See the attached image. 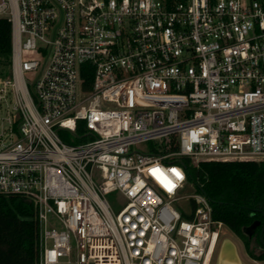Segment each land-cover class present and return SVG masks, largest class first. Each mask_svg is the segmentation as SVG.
I'll list each match as a JSON object with an SVG mask.
<instances>
[{
	"label": "built area",
	"instance_id": "2783aa9c",
	"mask_svg": "<svg viewBox=\"0 0 264 264\" xmlns=\"http://www.w3.org/2000/svg\"><path fill=\"white\" fill-rule=\"evenodd\" d=\"M0 16V194L34 202L39 264H213L225 224L202 193L182 208L185 159L264 160V0H0Z\"/></svg>",
	"mask_w": 264,
	"mask_h": 264
},
{
	"label": "trees",
	"instance_id": "16d2710c",
	"mask_svg": "<svg viewBox=\"0 0 264 264\" xmlns=\"http://www.w3.org/2000/svg\"><path fill=\"white\" fill-rule=\"evenodd\" d=\"M12 23L0 16V76L11 74ZM84 88L92 83L90 64L82 68ZM165 150L177 148L175 135L158 141ZM185 163L190 179L204 194L212 208V218L222 221L241 238L250 255L264 260V251L256 254L244 228L255 220H264V160H210L198 166ZM196 205V204H194ZM257 241L263 245L260 237ZM264 241V234H263ZM0 264H39V230L36 206L21 194H0Z\"/></svg>",
	"mask_w": 264,
	"mask_h": 264
},
{
	"label": "rangeland",
	"instance_id": "374dc122",
	"mask_svg": "<svg viewBox=\"0 0 264 264\" xmlns=\"http://www.w3.org/2000/svg\"><path fill=\"white\" fill-rule=\"evenodd\" d=\"M61 136L67 142L69 140H71V137L66 136L65 133H61ZM158 141H160V140H153V141L144 142V143H141V144L134 146V148H138L140 150H142V149L152 150L153 148L158 149L160 146H162V144H159ZM190 162L192 165L197 166V162L194 159H190ZM181 193L183 195H185L186 198L181 199L179 202H180L182 208L188 212L191 210V204L188 201L187 197L188 196H194L195 194H197L199 192L197 190L195 183L189 179L187 184H186V187L182 190ZM108 196L110 199H112V197H114V194H110ZM225 237H231L236 242L238 249H239V252H240V255L242 256V258L245 262H247L248 264H264V260L255 259L250 255V253L248 252V250L245 247L241 238L238 237L235 233H233L227 226H224L222 228V233L220 236V242ZM72 247H73V251L75 252L76 251L75 242H72ZM250 247L256 254H259L260 252L264 251V245L260 244L257 241L256 237L251 240ZM213 264H216V258H214Z\"/></svg>",
	"mask_w": 264,
	"mask_h": 264
},
{
	"label": "water",
	"instance_id": "95a60500",
	"mask_svg": "<svg viewBox=\"0 0 264 264\" xmlns=\"http://www.w3.org/2000/svg\"><path fill=\"white\" fill-rule=\"evenodd\" d=\"M260 220H255L252 224L244 228V233L251 237ZM261 240H263L261 238ZM264 245V243H263ZM216 264H248L240 255L236 242L231 237H225L220 243L219 251L216 258Z\"/></svg>",
	"mask_w": 264,
	"mask_h": 264
},
{
	"label": "flooded vegetation",
	"instance_id": "af4514ba",
	"mask_svg": "<svg viewBox=\"0 0 264 264\" xmlns=\"http://www.w3.org/2000/svg\"><path fill=\"white\" fill-rule=\"evenodd\" d=\"M263 215H264V211H263ZM257 220H260V219H257ZM261 223L257 226V228L255 229V232L253 233V235L251 237H257L259 236L260 237V240L261 238L263 239V234H264V220H260ZM249 237V238H251ZM261 242H264L263 240H261Z\"/></svg>",
	"mask_w": 264,
	"mask_h": 264
},
{
	"label": "snow or ice",
	"instance_id": "6c2138e0",
	"mask_svg": "<svg viewBox=\"0 0 264 264\" xmlns=\"http://www.w3.org/2000/svg\"><path fill=\"white\" fill-rule=\"evenodd\" d=\"M155 171V170H154ZM173 171H175V170H173ZM176 175H177V177H179L180 176V174L179 173H176ZM169 190H171V188H169Z\"/></svg>",
	"mask_w": 264,
	"mask_h": 264
}]
</instances>
